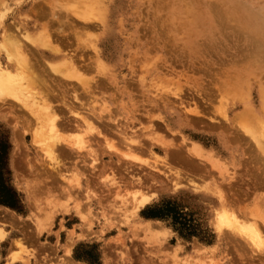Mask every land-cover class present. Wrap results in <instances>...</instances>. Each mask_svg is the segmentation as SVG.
I'll list each match as a JSON object with an SVG mask.
<instances>
[{
	"label": "rangeland",
	"instance_id": "rangeland-1",
	"mask_svg": "<svg viewBox=\"0 0 264 264\" xmlns=\"http://www.w3.org/2000/svg\"><path fill=\"white\" fill-rule=\"evenodd\" d=\"M84 11L91 27L77 21ZM72 15L75 25H65ZM0 17V41L7 28L19 40L51 25L55 43L74 53L85 85L52 74L46 64L57 57L48 53L31 54L32 67L43 95L53 94L46 98L57 104L61 135L93 148L60 149L63 166L54 172L25 134L36 122L0 104V169L22 204L21 213L0 205V264H264V247L256 246L264 241V0H0ZM89 119L116 140L119 158L107 152L105 136L86 137ZM193 143L218 164L195 158ZM139 190L153 197L136 213ZM168 203L197 236L182 237L172 219L143 217ZM223 210L235 219L221 228Z\"/></svg>",
	"mask_w": 264,
	"mask_h": 264
},
{
	"label": "bare ground",
	"instance_id": "bare-ground-1",
	"mask_svg": "<svg viewBox=\"0 0 264 264\" xmlns=\"http://www.w3.org/2000/svg\"><path fill=\"white\" fill-rule=\"evenodd\" d=\"M221 11V10H220ZM219 12V11H218ZM222 13V12H221ZM216 14V13H214ZM213 14V15H214ZM223 14V13H222ZM54 18L57 19L58 17H56V15L54 14ZM93 17H91V14L87 11H84L82 15H78V20L79 22L85 24V26L87 27H91V23L93 21L92 19ZM240 18V17H239ZM62 20V19H61ZM75 18L73 17H68L65 21V25H68V26H72V25H75ZM63 21V20H62ZM49 22V21H48ZM2 23H3V20H2V17H0V31H1V27H2ZM50 23V22H49ZM48 24V23H47ZM53 25V24H52ZM51 26V25H50ZM50 26H48L47 28L46 27H43L41 30H40V34L39 35H35V33H30L29 31H26V32H21L19 36H22L20 37L21 39L17 40V39H14V37L16 36V33H14V31L10 28H7L6 31L4 32V34L2 35L1 37V41H0V55H1V52L4 50L7 54H6V59L8 61V65H6L5 63H3L0 59V104L4 105L8 103V106L11 110H13V106L16 105L18 106V108L20 110H23L25 111V113H27L29 115V117L31 119L34 120V124L36 122V127L34 128H28V130H25V134H28L30 133L31 134V138H32V143L39 146L38 148H40V150L42 152H44V155H46L49 160L53 163V167H51V170L54 171V172H59L61 170V167L63 166V164H61L59 162V158H58V151L60 149H67V150H71V151H77L78 153H82L84 151H87L90 153V151H92L91 149H93L92 147H90L91 145H89V142L90 140L88 141L87 138L89 139L90 136L92 137L93 134H96L99 138H105L106 137V134L103 135V133L99 132L95 127L94 125L91 123V120L89 119V123H88V130L86 131H89V133L87 132L88 136H86V142H83V140L80 141V137H76V140H79L75 143H72L71 142V139L70 138H67V137H64L61 135V123H63V119L61 117H58L56 115L55 110H54V107L57 105H53L52 103H50L48 100H47V95L49 92H47V94L43 95L44 93L42 92V89L40 88V85H37V80H38V76L35 74V71L33 69V63H32V57H31V54L33 53H40V54H50L51 56L53 57H57V59H54V60H49L47 61V67L49 68L50 72H52V74H55L57 76H60L62 78H67L71 81L73 80H78L81 82V84H84V82H82V79L83 81L86 82V77H82L81 76V73L78 69V66L77 64L75 63V58H73V54L69 55L68 53L70 52H66V51H63L62 47H60L57 43H55V38L53 36V31L50 29ZM84 26V27H85ZM93 27L95 26L92 25ZM78 27V26H77ZM235 27V26H234ZM54 28V27H53ZM60 28V27H59ZM57 29V30H60V29ZM63 28V27H62ZM12 30V31H11ZM70 30H73V29H70ZM85 30V29H84ZM237 29H235L236 31ZM81 31V30H80ZM152 31V30H151ZM234 31V30H233ZM58 33V31H57ZM85 34H87L86 32H84ZM62 34V33H61ZM67 34V33H65ZM75 34V33H74ZM82 34V33H81ZM80 35V34H79ZM77 36L75 34V38L76 40L78 41L79 39H81L83 36ZM84 35V34H83ZM59 37V35H57ZM77 37H80L79 39ZM25 38V39H24ZM82 39L79 42H81ZM68 42V40H67ZM254 42V41H253ZM76 43V42H75ZM253 44V43H252ZM86 45V44H85ZM250 45V44H249ZM66 46V44H65ZM69 46V45H68ZM246 46V45H245ZM252 46V45H251ZM257 47V46H256ZM255 45H254V48H255V51H257ZM64 48V47H63ZM70 49V48H68ZM77 49V47H76ZM250 50L254 53V49H251ZM258 52V51H257ZM264 53V51H263ZM252 54V53H251ZM98 55H99V52H98ZM97 55V60H96V67L98 68V71L99 72H102L104 69H105V64L103 63L104 60L101 59L99 56ZM249 55V54H248ZM1 57V56H0ZM36 57V56H35ZM80 57V56H79ZM34 58V57H33ZM78 58V56H77ZM81 58V57H80ZM5 59V58H4ZM11 59L15 60L16 62V65L17 67H13L12 65H10V62H11ZM246 59V57H245ZM37 60V59H36ZM40 60V59H39ZM38 63V62H37ZM43 66V65H42ZM45 66V65H44ZM81 66V65H79ZM91 67V66H90ZM40 68V67H39ZM37 69V67L35 68V70ZM43 69V68H41ZM45 69V68H44ZM92 69V68H91ZM187 70V69H186ZM37 71V70H36ZM104 72V71H103ZM229 73V72H228ZM40 74V73H38ZM85 74V73H84ZM41 75V74H40ZM45 75V74H44ZM53 76V75H52ZM51 77V76H50ZM49 77V79H50ZM56 79V78H55ZM44 80V79H43ZM54 80V79H52ZM68 80V81H69ZM39 81V80H38ZM62 81V80H61ZM45 82V81H44ZM43 82V83H44ZM53 82V81H52ZM46 83H49V82H46ZM56 83V82H55ZM89 83L88 81L86 82V84ZM52 84V83H50ZM54 84V83H53ZM67 84V83H66ZM223 84V83H222ZM47 85V84H46ZM85 85V84H84ZM57 86V84H56ZM88 86V85H87ZM73 87V86H72ZM58 88V86H57ZM69 88V86H68ZM41 89V91H40ZM62 90V88H60ZM87 89V88H86ZM52 90V89H51ZM66 91V89H64ZM75 90V89H74ZM73 90V91H74ZM232 90V88H231ZM53 91V90H52ZM57 91V90H56ZM56 91H54L56 93ZM76 91V90H75ZM86 91V90H85ZM89 91V89L87 90ZM230 91V90H229ZM64 92V91H63ZM67 92V91H66ZM91 92V91H90ZM194 92V91H193ZM53 93V92H52ZM69 93V91H68ZM75 93V92H74ZM88 93V92H87ZM182 93V92H181ZM51 94V93H50ZM65 94V93H63ZM63 94H61L62 97ZM179 94V93H178ZM53 95V94H51ZM60 96V95H59ZM67 96V95H66ZM224 96V95H223ZM54 97V96H53ZM57 97V96H56ZM78 97V96H77ZM50 98V97H49ZM219 99V98H218ZM58 100V99H57ZM60 100V99H59ZM78 100V99H77ZM75 101V100H73ZM56 102V101H55ZM54 102V103H55ZM82 102V101H81ZM69 103V102H68ZM65 108H68L67 105H65L66 103H63ZM79 104V103H78ZM12 106V107H11ZM106 106V105H104ZM103 106V107H104ZM75 107V106H74ZM76 107H77V104H76ZM82 107H85L82 105ZM81 107V108H82ZM87 107V106H86ZM103 107H101L100 109L102 110ZM64 108V109H65ZM79 108V107H78ZM88 108V107H87ZM86 108V109H87ZM93 108V107H92ZM1 109V108H0ZM59 109V108H58ZM57 109V110H58ZM70 109V108H69ZM94 109V108H93ZM197 109V108H196ZM196 109H194L193 111V114L197 115V116H203V115H200ZM67 110V112L69 111L68 109H65ZM104 110V109H103ZM106 110V108H105ZM72 111L74 110H71L70 109V113H72ZM98 111V110H97ZM107 111H109V109H107ZM12 112V111H11ZM75 112V111H74ZM104 113H106L105 111H103ZM102 112V114H103ZM251 112V111H250ZM61 113V112H60ZM192 113V112H191ZM13 114V113H12ZM70 114V115H71ZM248 114V113H247ZM77 117H74V118H81L82 121H85L84 117H81L80 115V112L79 114L77 113L76 111V114H75ZM15 116V115H13ZM65 116V115H64ZM69 116V115H68ZM67 116V117H68ZM73 116V115H72ZM71 116V117H72ZM106 116V115H105ZM25 117V115H24ZM66 117V118H67ZM70 117V118H71ZM101 117V116H100ZM99 117V118H100ZM152 117V116H151ZM19 119V117L17 118ZM88 120V118H86ZM26 120V119H25ZM76 120V119H75ZM100 120V119H99ZM108 120V119H107ZM107 120H105L107 122ZM110 120V119H109ZM79 121V120H78ZM81 121V123H82ZM102 121V119H101ZM85 122H88V121H85ZM72 123V122H71ZM80 123V124H81ZM106 124V123H105ZM24 125V123H23ZM31 125V124H30ZM70 125V124H69ZM120 125V124H119ZM72 126L74 127L75 125L72 124ZM71 126V127H72ZM78 126V125H77ZM83 126H85L83 124ZM86 126V127H87ZM108 126V124H107ZM106 126V127H107ZM122 126V125H121ZM120 126V127H121ZM30 127V126H29ZM85 127V128H86ZM99 127V126H98ZM119 127V126H118ZM25 128V126H24ZM64 128V127H63ZM80 128V127H79ZM100 128V127H99ZM113 128V127H112ZM123 128H125L123 126ZM122 128V129H123ZM153 128V127H152ZM155 128V127H154ZM70 129V128H68ZM74 129H78V127L74 128ZM83 129V128H82ZM72 130V129H71ZM79 130V129H78ZM120 130V129H119ZM82 131V130H81ZM124 131V130H122ZM126 131V130H125ZM85 132V131H84ZM115 132V131H114ZM72 133V132H71ZM77 133V132H76ZM116 133V132H115ZM125 133V136L124 138L126 137V132ZM121 136H123V134ZM80 134V133H79ZM82 134V133H81ZM119 134V132H118ZM77 135V134H76ZM84 135V134H82ZM162 135V134H161ZM81 136V135H80ZM105 136V137H104ZM72 137V136H71ZM108 137V135H107ZM107 137L105 138L106 140V150L107 152L110 151V153H113L117 155H119L120 151L118 149V147L116 148L115 145L117 144L116 143V140L114 142L113 141H110L107 139ZM135 137V136H134ZM134 137H130V142L129 144H133L132 142H135V140H137L136 138L134 139ZM157 137V136H156ZM161 137V136H160ZM85 138V136H84ZM123 138V137H122ZM123 138V140H124ZM91 139V138H90ZM126 139V138H125ZM134 139V140H132ZM139 139V138H138ZM74 140V139H73ZM104 140V141H105ZM112 140V139H111ZM128 140V139H127ZM140 140V139H139ZM93 141V140H92ZM163 141V138L159 143L160 146H166V141L162 142ZM112 142V143H111ZM118 142V141H117ZM121 142V141H120ZM138 142V141H137ZM140 142V141H139ZM143 142V141H142ZM142 142H140L142 144ZM98 143V141H97ZM95 143V144H97ZM115 143V144H113ZM163 143V144H162ZM166 143V144H165ZM23 144V143H22ZM90 144H93L92 142ZM135 144H139V143H136ZM157 144V143H156ZM79 145V146H78ZM168 145V144H167ZM173 145V144H172ZM170 145V146H172ZM140 146V145H139ZM162 146V147H163ZM168 148V146H166ZM173 147V146H172ZM161 148V147H160ZM162 149V148H161ZM166 149V148H165ZM19 150V149H18ZM109 150V151H108ZM129 150V149H128ZM189 149H187L188 151ZM190 150L192 151L193 155L195 156V158H199V159H202V160H205L207 161L208 163H210L211 165H215V164H218L217 162L218 159H213V156L210 155V153L208 151H206L200 144L198 143H193L192 146L190 147ZM186 151V152H187ZM189 151V152H191ZM96 152V151H95ZM94 152V153H95ZM88 153V155H89ZM119 153V154H118ZM127 153V154H126ZM136 153V152H135ZM73 154V153H71ZM96 154V153H95ZM101 156L103 154L99 153ZM107 154V153H106ZM123 155L120 156V158L123 156V158H126V159H129V160H133V161H138V158L135 157L133 154L131 153H128V152H123L121 153ZM190 154V153H188ZM42 155V154H41ZM61 155V153H60ZM67 155V154H66ZM75 155V154H74ZM191 155V154H190ZM72 156V155H71ZM83 156V155H82ZM43 157V156H42ZM46 157V158H47ZM70 156H68L69 158ZM118 157V156H117ZM193 157V156H192ZM74 158V156H73ZM84 158V157H83ZM102 158V157H101ZM119 158V157H118ZM215 158V157H214ZM76 159V157H75ZM72 160V159H70ZM93 160V159H92ZM74 162V161H73ZM83 162V160H82ZM94 162H96V160L94 159L93 162L91 163V168L93 169V171H96V165L94 164ZM158 162V161H157ZM84 163V162H83ZM156 163V162H155ZM150 165V164H149ZM154 165V164H153ZM153 165H151L153 167ZM162 165V163H161ZM164 165V164H163ZM50 166V165H49ZM158 166V164H157ZM156 168V167H155ZM158 168V167H157ZM156 168V169H157ZM50 169V168H49ZM153 169V168H151ZM160 169V168H159ZM158 171H161L159 170ZM162 169V168H161ZM154 170V169H153ZM75 171V170H74ZM98 171V170H97ZM53 172V173H54ZM156 172V171H155ZM162 172V171H161ZM41 174V173H40ZM114 174V173H113ZM162 174V173H161ZM164 174V173H163ZM162 174V175H163ZM93 175V174H92ZM43 176V175H42ZM180 176V175H178ZM65 177V176H64ZM94 177V176H93ZM99 177V176H98ZM76 178V177H75ZM74 178V179H75ZM113 179H115L113 177ZM178 179V178H177ZM182 179V178H181ZM66 180V179H64ZM79 180V179H78ZM116 180V179H115ZM114 180V181H115ZM184 180V179H183ZM187 180V179H186ZM185 180V181H186ZM203 180V179H202ZM69 181V180H68ZM72 181V180H70ZM142 181V180H141ZM79 186V184H78ZM195 186V185H194ZM79 188V187H78ZM72 190V189H70ZM73 191V190H72ZM140 191V190H139ZM142 191V190H141ZM139 192V198L137 200H135L136 202L134 203L133 205V210L134 212H138L140 211L141 209L145 208L149 203L150 201L152 200V197L153 195L151 194H147L146 192L142 193V192ZM65 192V191H64ZM69 192V191H68ZM73 193V192H72ZM67 194V193H66ZM79 194V193H78ZM75 196V195H74ZM135 196H138V194L136 193ZM72 197V196H71ZM89 209V208H88ZM131 210V209H130ZM234 216L235 214H232L230 211L228 210H223L221 212H219V214L217 215V221H218V224L221 228H223V226L227 225V226H231L232 224H234ZM258 216V214H257ZM252 221V220H251ZM237 222V221H236ZM240 223V222H239ZM236 224V223H235ZM242 224V223H241ZM236 225H234L235 227ZM241 227V225H239ZM253 228L254 227H258L257 225H252ZM246 227V226H245ZM242 228H244L242 226ZM249 228V226H248ZM251 227V234H254L253 236H255V238L257 239H261L262 237L259 235L260 233H258V228H254L253 229ZM238 229V227H237ZM247 229V228H246ZM260 229V228H259ZM245 230V229H243ZM257 230V231H256ZM261 231V230H259ZM245 232V231H244ZM248 233V231H246ZM242 233V232H241ZM263 233V232H262ZM250 234V235H251ZM260 236V237H258ZM248 237H252L249 236V233H248ZM255 240V239H254ZM253 240V244L256 242H254ZM262 240V239H261ZM258 241V240H257ZM257 244V242H256ZM261 244V245H259ZM263 244V246H262ZM257 247H264V241L261 243H258V245H256ZM256 246H253V247H256ZM257 249V248H256ZM261 248H259V251H261L262 253V250H260ZM258 250V249H257ZM264 250V249H263ZM264 255V253H263Z\"/></svg>",
	"mask_w": 264,
	"mask_h": 264
},
{
	"label": "trees",
	"instance_id": "trees-1",
	"mask_svg": "<svg viewBox=\"0 0 264 264\" xmlns=\"http://www.w3.org/2000/svg\"><path fill=\"white\" fill-rule=\"evenodd\" d=\"M0 205L7 206L19 213L22 212V204L17 192L9 185L3 176V171L0 169ZM143 217L146 219H172L182 225V229L178 230L180 235L186 239H191L197 236L193 228L189 225V221L179 213L174 204L168 203L166 207L148 208L143 212Z\"/></svg>",
	"mask_w": 264,
	"mask_h": 264
}]
</instances>
